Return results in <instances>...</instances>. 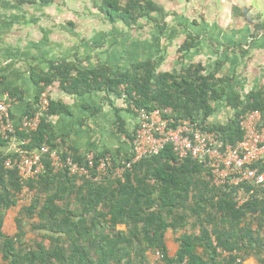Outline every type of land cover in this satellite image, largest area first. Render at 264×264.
<instances>
[{"label":"trees","instance_id":"obj_1","mask_svg":"<svg viewBox=\"0 0 264 264\" xmlns=\"http://www.w3.org/2000/svg\"><path fill=\"white\" fill-rule=\"evenodd\" d=\"M9 2L49 5L53 0ZM98 7L110 21L129 26L142 18L154 20L153 12L163 10L153 0H102ZM259 28L264 31V23ZM193 45L188 44V50ZM222 71L220 63L212 69L192 63L182 64L179 70L157 72L151 59L133 62L126 70L108 62L80 69L77 62L63 59L53 62L50 71L35 65L30 72L38 86L35 104L40 93L57 81L70 94L106 91L122 96L126 110L135 116L132 105L168 110L166 117L190 119L205 130L218 131L224 143L235 144L244 134L242 117L254 110L264 115V85L243 96L235 77L222 76ZM4 91L23 99L19 88L6 86ZM222 104L229 112L227 120H209ZM33 105L26 114L35 111ZM69 112L66 104L51 100L47 115ZM126 126L117 115V132L132 140L133 127ZM17 133L18 140L30 139L20 147L26 153L44 145L52 149L65 146L63 156L70 154L86 165L84 156L71 151L46 116L35 131ZM8 147V140L0 137V264H147L149 255L157 250L163 254L161 264H182L185 259L188 264H247L249 258L264 264L261 190L237 206L235 188L213 184V173L204 162L180 159L171 144L135 162L124 179L114 176V170L129 162L132 154L121 146L116 154L109 149L95 153V165L99 158L110 156L111 168L103 178H96V166L83 176L57 172L47 154L43 156V172L26 182L17 170L5 168L3 161L16 154L7 152ZM24 185L32 195L28 203L20 204ZM12 211L16 212L15 232L8 234L4 226ZM169 232L176 236L173 255L168 246Z\"/></svg>","mask_w":264,"mask_h":264},{"label":"rangeland","instance_id":"obj_2","mask_svg":"<svg viewBox=\"0 0 264 264\" xmlns=\"http://www.w3.org/2000/svg\"><path fill=\"white\" fill-rule=\"evenodd\" d=\"M101 1L53 0L49 5L18 6L0 0V15L9 16L7 25L11 29L8 31L24 41V44L20 41L24 50L27 40L30 41L28 47L31 53L52 61L60 62L70 53L68 59L77 62L80 69L84 68L82 64L88 58L86 52L97 42L105 41L106 53L111 48L118 50L124 45L122 42H126L131 45L126 46L120 61H114L119 66L128 67L138 58L153 60L157 72L179 70L182 64L188 66L189 63L210 65L208 68L212 69L220 63L222 76L228 74L235 77L236 71H241V75L247 77V70L252 75L254 79L247 77L249 80L244 81V95L264 85L263 79L256 81L255 78L262 77L264 68V50H260L256 44L263 31L259 26L264 23V0H153L162 7L161 13L153 12L154 20L142 18L131 26L122 21L106 20L98 7ZM11 17L14 18L12 21ZM19 28L24 29L20 31ZM192 42L201 43L202 47L198 50L193 45L188 50L187 46ZM75 45L86 47L77 54L73 50ZM72 53L75 54L72 56ZM228 55L237 63L235 71H232L231 62L227 61ZM117 63L112 65L117 66ZM46 64L45 71H50L52 63L48 61ZM48 88L43 91L48 92L51 101L53 99ZM223 110L220 107L217 113ZM220 115L223 117L222 113ZM212 119L210 117L209 120ZM31 195L29 188L21 193L20 204L28 203ZM15 214L9 212L5 221V232L8 234L15 232ZM121 229H125V226H121ZM175 237L171 232L167 235L173 247ZM149 256L150 263L147 264H156L155 255L152 253ZM246 262L256 263L254 258Z\"/></svg>","mask_w":264,"mask_h":264},{"label":"built area","instance_id":"obj_3","mask_svg":"<svg viewBox=\"0 0 264 264\" xmlns=\"http://www.w3.org/2000/svg\"><path fill=\"white\" fill-rule=\"evenodd\" d=\"M17 102L8 91L0 98V137L8 140L7 152L15 155L7 157L3 164L7 169L18 171L22 182L37 179L44 170L43 156L49 155L55 171H64L68 175L83 176L94 168L98 179L109 174L111 160L101 157L96 164L94 152L88 153L85 164L75 161L70 154L63 156L66 147L52 149L44 145L37 151L26 153L21 146L29 143V137L18 140V131H35L44 115L49 111L50 98L46 91L38 96L36 109L32 114L22 113L18 123L12 116V106ZM131 108L137 113L133 128V139L130 142L132 158L114 170V176L124 179L126 170L143 159L161 152L166 145L171 144L180 159L192 158L204 162L213 173L212 183L216 186H230L237 206H242L253 199L261 190L264 196V115L260 110L246 113L240 126L244 132L241 140L235 144L224 143L218 131L205 130L190 119L175 121L173 117H166L168 110ZM17 146L16 149H12ZM24 185L22 193L28 191ZM156 264H161L163 254L157 250ZM182 264H188L187 259Z\"/></svg>","mask_w":264,"mask_h":264},{"label":"crops","instance_id":"obj_4","mask_svg":"<svg viewBox=\"0 0 264 264\" xmlns=\"http://www.w3.org/2000/svg\"><path fill=\"white\" fill-rule=\"evenodd\" d=\"M6 2L9 4L13 3L9 2V0H6ZM104 17L106 20H109L106 18L105 14ZM13 19L14 18L11 17L10 21ZM109 22L112 21L109 20ZM7 23H9V16H7V14L3 16L0 15V98L2 94L6 92L4 91L6 86L19 88L21 90L23 97L22 101L17 100V102H15L12 106V116L15 122L18 123L22 113L25 112L30 105H36L35 98L37 96L36 94H38V86L32 80L30 72L32 67L37 65L39 68L46 70V62L50 61V63H53L57 61H52L44 56L40 57L31 53V50L28 47V43L30 41L27 40V46H25L26 49L24 50V41L18 39V36L14 35V32L10 33L8 31L11 27L8 26ZM19 29L22 31L24 28ZM261 33L262 36L260 38L262 39H257L256 44L260 47V50H264V31ZM20 41L23 44L20 45ZM122 43H124V45H122L118 50L111 48L107 53L105 41L94 44L91 50L86 52V56L88 58L86 62L82 64L84 67L83 69L94 67L100 62H108L111 65L112 63H117L114 61H120L123 57L122 54L125 53L126 46L131 45L126 42ZM85 45L88 46L89 44ZM86 46L80 48L78 45H75L73 46V50H76L78 54V52H80V50L83 51ZM200 46L202 47L201 43H195V47H197L198 50ZM195 47L194 49H196ZM69 54L70 53H68V56ZM74 54L75 53H72L71 55L73 56ZM77 54L75 56H77ZM118 54L120 55L116 56ZM68 56L63 59L70 60L68 59ZM30 58L32 59V62ZM132 58L133 57L130 59ZM228 59L229 60L227 61L231 62L230 66H232V71H235L234 67L237 63H234L229 55ZM137 61L141 60L138 58ZM118 64L119 63H117V66L115 65L116 67H114L123 70H126L131 66V64L128 67L123 65L119 66ZM190 64L191 63H189V65ZM184 65L187 66L186 64ZM248 65L249 63H247V66ZM208 67H210V65H208ZM247 73L248 74H246V76L252 79L253 77L249 74L248 70ZM261 74L262 77H255L257 78L256 81L260 78L264 81V68L261 71ZM247 77H243L241 75V71L239 73L236 71V87L243 96L246 95H244L242 91L244 92L246 90L244 81L246 82V80H249ZM48 89L54 101L62 102L70 108V112L68 114L62 113L49 116L46 113L44 116L47 117V120L52 125L55 133L58 136H63L65 138L67 144L71 146V151L77 152V154L84 156V158L90 152H103L106 151V149H109L113 154H116L121 146H123V150L127 152L130 151V142L129 140L124 139L126 135L117 132L116 118L117 115H120L127 125L126 127L132 129V127L134 128L137 117L126 110L128 105L122 96L119 97L116 94H110L106 91H92L83 95L70 94L65 92L60 87V83L57 81L50 85ZM220 107L225 109V111L223 110V112L219 113L216 112L217 114H215L212 121H226L225 118H227L229 112H227V109L223 106V104ZM220 113H222L223 117ZM16 148L17 146L12 147V149ZM168 246L173 255L177 250V244L174 243L173 247L169 243Z\"/></svg>","mask_w":264,"mask_h":264},{"label":"clouds","instance_id":"obj_5","mask_svg":"<svg viewBox=\"0 0 264 264\" xmlns=\"http://www.w3.org/2000/svg\"><path fill=\"white\" fill-rule=\"evenodd\" d=\"M17 100V99H16Z\"/></svg>","mask_w":264,"mask_h":264}]
</instances>
